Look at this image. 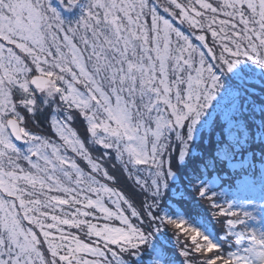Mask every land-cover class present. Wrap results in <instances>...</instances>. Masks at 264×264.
<instances>
[{"label": "snow or ice", "instance_id": "obj_1", "mask_svg": "<svg viewBox=\"0 0 264 264\" xmlns=\"http://www.w3.org/2000/svg\"><path fill=\"white\" fill-rule=\"evenodd\" d=\"M0 264H264V0H0Z\"/></svg>", "mask_w": 264, "mask_h": 264}, {"label": "trees", "instance_id": "obj_2", "mask_svg": "<svg viewBox=\"0 0 264 264\" xmlns=\"http://www.w3.org/2000/svg\"><path fill=\"white\" fill-rule=\"evenodd\" d=\"M153 2H155V0H153ZM161 14L167 16V14L163 13L162 10H161ZM208 35H209V39H210V34H208ZM193 42H194V43H199L198 41H195V38H194V37H193ZM76 127L82 132V130H83V125H82V124L77 123ZM53 138L55 139L54 134H53ZM57 142H58V141H57ZM17 143H19V142H17ZM69 155H72V154L69 153ZM78 162H79V160H78ZM82 166H83V165H82ZM257 167H260V165H257ZM230 171H231V170H229V172H230ZM213 175H215V173H214ZM220 175L224 178V181H229L228 173H220ZM208 178L211 179V177H208ZM229 183H231V181H230V182H222V185H221V186L223 187V189H225V187L229 186ZM220 190H221L220 187H217V191H220ZM54 194H55V193H54ZM205 207H206V205H205ZM70 231L76 232L77 230H75V229H70Z\"/></svg>", "mask_w": 264, "mask_h": 264}, {"label": "rangeland", "instance_id": "obj_3", "mask_svg": "<svg viewBox=\"0 0 264 264\" xmlns=\"http://www.w3.org/2000/svg\"><path fill=\"white\" fill-rule=\"evenodd\" d=\"M225 191H230L231 189H230V187L229 186H227V187H225V189H224ZM118 223V222H117Z\"/></svg>", "mask_w": 264, "mask_h": 264}]
</instances>
